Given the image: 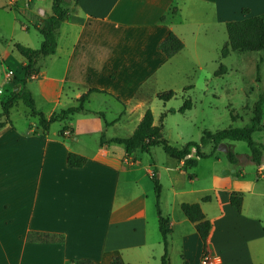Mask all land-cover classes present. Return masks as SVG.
<instances>
[{
    "label": "crops",
    "instance_id": "1",
    "mask_svg": "<svg viewBox=\"0 0 264 264\" xmlns=\"http://www.w3.org/2000/svg\"><path fill=\"white\" fill-rule=\"evenodd\" d=\"M51 4L0 0L1 69L14 59V42L37 48L29 27L43 22ZM69 6L55 52L41 59L24 88L46 116L75 105L89 88L105 92H90L83 104L87 111L56 120L46 131L30 111L21 126L10 118L0 126V264H78L77 259L109 264L113 257L122 264H161L154 174L161 185L159 208L171 227L168 264H199L205 252L219 255V264H264V172L256 169L249 177L237 172L235 151L237 162H230L225 174V169H196L216 151L188 167L164 150L166 156L152 149L127 156L122 145L99 142L101 135L117 136L107 132L121 120L129 136L156 93L175 88L158 86L160 77L180 76L175 58L189 42L204 41L198 24L183 13H211L225 27L228 20L264 13V0H70ZM170 31L184 46L168 57L160 42ZM15 58L21 66L26 62L19 53ZM94 99L98 106H90ZM107 99L115 103L109 119L103 114ZM159 122L153 116V123ZM223 142L231 148L230 140ZM69 151L85 156L84 164L68 166ZM232 191L242 193L240 210L230 202ZM182 202H198L209 219L205 241L182 212ZM36 232L62 240H35Z\"/></svg>",
    "mask_w": 264,
    "mask_h": 264
},
{
    "label": "rangeland",
    "instance_id": "2",
    "mask_svg": "<svg viewBox=\"0 0 264 264\" xmlns=\"http://www.w3.org/2000/svg\"><path fill=\"white\" fill-rule=\"evenodd\" d=\"M45 1L48 4L52 3L51 0ZM182 16L190 20L191 23L198 24L199 36L204 41H197L195 44L189 42L187 49L175 58L174 66L182 71L180 76L160 77L161 81L158 82V86H174L175 88L172 90L175 91V95L166 103L154 96L150 103L155 121L159 122V119L162 118L163 137L174 146H181L192 140L200 143L204 129L215 131L229 126L240 127L250 123L255 102L264 91V50H231L227 56L221 57L220 49L227 40V33L225 27L214 20V15L197 12L183 13ZM206 25L208 26L205 27ZM29 28L28 35L32 40L30 42L39 47L41 41L37 40L42 38L39 30L32 23ZM11 50L14 59L6 62L2 69L0 68V89L2 91L0 98L2 99H5L14 85L21 83L24 78V70L15 58L18 52L12 47ZM220 66L224 67L226 71L215 75L214 72ZM10 70L13 73L9 75ZM5 71L10 80L6 79ZM187 85H191V87L184 89V86ZM164 90L166 89L159 91ZM6 91H9L8 95L3 98ZM186 98L191 100V108L180 111L179 108ZM107 101L104 107L108 109L103 111L105 119L112 118L114 115L111 104L115 103L111 99H107ZM98 102H100L98 99H94L91 103L93 105L90 106H98ZM170 108H174L175 111ZM29 111L30 109L23 100L18 99L11 109L8 119L10 118L15 124L21 126L26 118L30 120V117H27ZM262 111L263 128L252 133V138L260 142H264V103ZM57 123L60 124V122ZM124 124L125 122L121 120L116 126L108 128L107 134L125 136L127 129ZM91 137H87L88 141L93 142ZM230 145L239 159L235 165L237 172L242 170L246 177L254 175L257 166L247 157V143L238 140L231 141ZM151 149L166 156L163 148L159 145L153 146ZM201 149L206 152L216 151V155L201 160L196 168L198 172L204 171L206 167H213L214 170L224 173L223 170L228 169L226 166H230L226 151L215 148L210 142L203 145Z\"/></svg>",
    "mask_w": 264,
    "mask_h": 264
},
{
    "label": "trees",
    "instance_id": "3",
    "mask_svg": "<svg viewBox=\"0 0 264 264\" xmlns=\"http://www.w3.org/2000/svg\"><path fill=\"white\" fill-rule=\"evenodd\" d=\"M69 4L70 0H52L51 13L45 17L42 23L36 26L42 36L39 47L33 48L20 42L13 43L14 49L26 60L25 64L22 65L24 78L21 80V83H18L19 88L17 90H14V87L17 85L16 83L9 95L5 99H0V126L4 123L5 119L8 118L10 108L18 99H22L24 104L30 109L31 114L37 117L38 127L46 131L48 130L49 125L56 120H62L74 112L87 111L83 104L90 92H105L98 88H89L77 98V103L75 105L62 108L59 111L46 116L42 111L35 107L31 93L24 88L26 79L38 72L41 59L55 52L57 45V31L61 22L66 19L70 11ZM247 11V8H242L243 13H247ZM225 30L227 33V40L220 49L221 57L227 56L231 50H262L264 48V13L249 15L240 19L228 20L225 22ZM183 46V41L172 31H170L160 42V49L168 57L175 54L183 48ZM225 71V68L220 66L214 73L217 75ZM174 95L175 92L172 89L156 93L157 98L162 101H167ZM263 103L264 91L255 102L250 123L240 127L229 126L215 131L204 129L200 137V143L192 140L183 143L180 147L170 144L162 134V118H160L159 123H153V115L149 108L144 111L141 119L138 121L133 132L129 136H113L105 138L104 135H101L99 142L100 144L104 142L120 144L124 147L127 156L135 149L149 152L153 146L159 145L169 156L178 160L182 159L185 166L191 167L197 164V157H206L212 152L209 151L205 153L201 151V145L210 142L216 148L219 142L226 140H243L247 143L250 160L259 164L264 160V142L253 139L252 133L263 128V123L261 122ZM190 106L191 100L186 98L179 110L184 111ZM61 131L62 129L60 132ZM191 148H194L195 156H190ZM226 156L231 163L235 164L237 162L236 154L231 148L226 151ZM85 161L86 157L81 154L72 151L67 153L66 163L68 166L79 167L82 166ZM152 179L154 182L156 197L158 226L164 245V251L161 255V264H168L167 245L171 227L169 224V218L163 216L159 208L158 198L161 189L160 182L155 174L152 176ZM229 197L230 202L240 210L242 193L232 191ZM208 198L209 196H204L202 199L207 200ZM180 206L187 219L194 223L201 239L205 241L211 223L209 219L205 217L200 204L198 202H182ZM34 234L35 240H62L61 235L56 236L44 232H36ZM27 238L31 239L33 237L28 233ZM75 262L78 264H94L88 259H77ZM109 264H122V261L118 257H113Z\"/></svg>",
    "mask_w": 264,
    "mask_h": 264
},
{
    "label": "built area",
    "instance_id": "4",
    "mask_svg": "<svg viewBox=\"0 0 264 264\" xmlns=\"http://www.w3.org/2000/svg\"><path fill=\"white\" fill-rule=\"evenodd\" d=\"M11 73H12L11 71L8 72L9 75ZM257 170H258V172H264V164L259 165L257 167ZM220 261H221V258L219 255H212V254L205 252L202 254L200 261H199V264H219Z\"/></svg>",
    "mask_w": 264,
    "mask_h": 264
},
{
    "label": "water",
    "instance_id": "5",
    "mask_svg": "<svg viewBox=\"0 0 264 264\" xmlns=\"http://www.w3.org/2000/svg\"><path fill=\"white\" fill-rule=\"evenodd\" d=\"M19 88V86H15L14 87V90H17ZM217 148L220 149V150H223V151H227L228 148H227V145L224 143V142H219L218 145H217ZM226 170V171H225ZM224 172H229L228 169H225Z\"/></svg>",
    "mask_w": 264,
    "mask_h": 264
}]
</instances>
